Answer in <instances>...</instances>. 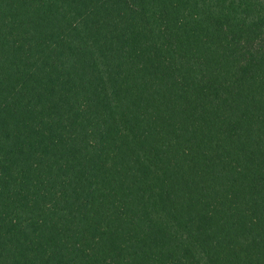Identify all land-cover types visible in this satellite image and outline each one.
<instances>
[{"label": "trees", "instance_id": "obj_1", "mask_svg": "<svg viewBox=\"0 0 264 264\" xmlns=\"http://www.w3.org/2000/svg\"><path fill=\"white\" fill-rule=\"evenodd\" d=\"M0 264H264V0H0Z\"/></svg>", "mask_w": 264, "mask_h": 264}]
</instances>
